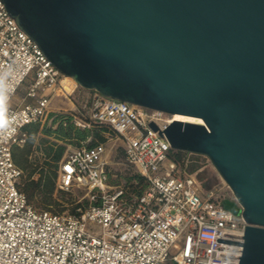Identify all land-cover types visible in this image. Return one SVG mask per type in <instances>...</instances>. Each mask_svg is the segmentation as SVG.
<instances>
[{
	"label": "water",
	"instance_id": "1",
	"mask_svg": "<svg viewBox=\"0 0 264 264\" xmlns=\"http://www.w3.org/2000/svg\"><path fill=\"white\" fill-rule=\"evenodd\" d=\"M2 1L78 86L202 119L158 133L209 158L246 222L238 264H264V0Z\"/></svg>",
	"mask_w": 264,
	"mask_h": 264
},
{
	"label": "built area",
	"instance_id": "2",
	"mask_svg": "<svg viewBox=\"0 0 264 264\" xmlns=\"http://www.w3.org/2000/svg\"><path fill=\"white\" fill-rule=\"evenodd\" d=\"M66 78L0 0V264H238L246 222L223 206L230 198L204 189L171 157L169 141L158 133L171 114L95 90L87 89L74 123L113 132L126 167L145 187L130 193L110 184L105 143L90 144L88 137L59 161L57 179L60 190L86 188L87 206L60 214L29 201L12 149L26 142V125L43 123L50 113L40 89L74 96L77 84ZM26 80L25 98L33 101L10 104Z\"/></svg>",
	"mask_w": 264,
	"mask_h": 264
},
{
	"label": "trees",
	"instance_id": "3",
	"mask_svg": "<svg viewBox=\"0 0 264 264\" xmlns=\"http://www.w3.org/2000/svg\"><path fill=\"white\" fill-rule=\"evenodd\" d=\"M73 115V111L50 112L47 117V120H50V126L42 125L39 122L26 125L24 127L27 132L26 142L22 146L15 145L12 149L13 159L23 172L21 189L34 206L52 209L54 204L59 205L53 196L55 191L64 193L67 199L70 195L68 194L70 190L65 191L57 188L59 161L65 156L66 147L64 144L52 142L51 137L64 140L75 147L81 146L82 142L88 137L90 138L91 135L95 140H91L90 144L104 142V137L100 133L108 130L105 126L93 123L89 128H81L74 123ZM37 151L43 155V160L34 155ZM184 153L188 152L172 149L171 157L179 162L182 172L194 176L196 165L191 164V168L186 169L187 159L185 160ZM184 169L189 171L185 172ZM191 171L192 173H190ZM198 182L202 186L199 180ZM123 185L128 192L139 193L145 187V182L135 172H130L125 174ZM72 202L73 200L70 201V203ZM78 204V202L72 204L70 210L76 211Z\"/></svg>",
	"mask_w": 264,
	"mask_h": 264
},
{
	"label": "rangeland",
	"instance_id": "4",
	"mask_svg": "<svg viewBox=\"0 0 264 264\" xmlns=\"http://www.w3.org/2000/svg\"><path fill=\"white\" fill-rule=\"evenodd\" d=\"M70 80L69 78H67ZM26 83L28 80L25 81ZM25 84H22L20 86V91H24ZM18 91V90H17ZM17 91L15 94H17ZM87 89L82 88L77 85L76 92L74 96L72 97V104L70 101H63L60 98L55 97L52 99L50 106L52 107H59L60 105H63L62 108L59 111H73L75 112L77 109L81 108V103L83 102V99L85 98L87 94ZM64 103V104H62ZM67 103V104H65ZM56 111V112H59ZM42 125L50 126V120H45ZM53 127V126H51ZM82 128V127H81ZM104 137V143L106 146L107 151V159L109 161V183L110 184H123L125 181V174H128L132 172L131 169H128L123 161V154H122V144L121 141L117 138V136L108 130L102 131L100 133ZM91 140L94 141L95 139L93 136H90ZM52 142H56L57 144H64L65 145V151L64 154L69 152L71 149L75 148L74 145H71L69 143H66L64 140L55 139L53 137L50 138ZM188 152V151H187ZM37 158L40 160H43V155L40 153V151H37L34 153ZM185 160L187 159V162L185 163L186 169L191 168V164L196 165V169L193 172L194 177L199 180L202 183V186L204 189H216L217 191L222 192L227 198L234 199L233 193L231 189L228 187V185L225 183V181L221 178L209 158L203 154H197V153H184ZM185 167V166H184ZM183 167V168H184ZM185 170V172L189 170ZM192 173V171L190 172ZM57 179H58V172H57ZM87 189L83 187H74L72 190L68 191L69 199L65 197L64 193H60L58 191L54 192V198L56 202H59V205L54 204L52 207V210L54 212L60 213V214H67L70 212H73L70 210L72 204L75 202H78V206L85 207L88 204V200L86 197ZM73 200L72 203L70 201ZM37 207V206H36ZM40 208V207H37ZM91 226V230L94 233L99 232V228ZM168 264H171L170 262Z\"/></svg>",
	"mask_w": 264,
	"mask_h": 264
},
{
	"label": "crops",
	"instance_id": "5",
	"mask_svg": "<svg viewBox=\"0 0 264 264\" xmlns=\"http://www.w3.org/2000/svg\"><path fill=\"white\" fill-rule=\"evenodd\" d=\"M65 80H68V79L66 78ZM65 80L63 83L65 84V87H67ZM68 81H70V80H68ZM22 84H25L24 91H20V86ZM22 84L19 86L17 94L13 95L10 104H20L23 101H33V99L25 98V91L27 88V83L24 82ZM38 96H46L48 98V107H47L48 112L59 111L63 106V105H60L59 107L50 106L52 99L55 97H58V98H60V100L62 99L63 101H65V100L70 101V103L72 104V97L66 95L65 93H62L59 89L52 90L51 88H43V89H40L38 91ZM62 104H64V103H62ZM65 104H67V103H65Z\"/></svg>",
	"mask_w": 264,
	"mask_h": 264
},
{
	"label": "bare ground",
	"instance_id": "6",
	"mask_svg": "<svg viewBox=\"0 0 264 264\" xmlns=\"http://www.w3.org/2000/svg\"><path fill=\"white\" fill-rule=\"evenodd\" d=\"M170 117H171L170 121L179 120V121H187V122H200V123L202 122V119L199 117L180 114V113H173L170 115Z\"/></svg>",
	"mask_w": 264,
	"mask_h": 264
},
{
	"label": "flooded vegetation",
	"instance_id": "7",
	"mask_svg": "<svg viewBox=\"0 0 264 264\" xmlns=\"http://www.w3.org/2000/svg\"><path fill=\"white\" fill-rule=\"evenodd\" d=\"M231 200H233L232 198H230Z\"/></svg>",
	"mask_w": 264,
	"mask_h": 264
}]
</instances>
